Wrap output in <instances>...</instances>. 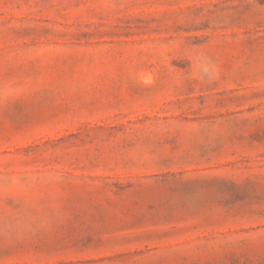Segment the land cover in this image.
Masks as SVG:
<instances>
[{
  "label": "rangeland",
  "instance_id": "1",
  "mask_svg": "<svg viewBox=\"0 0 264 264\" xmlns=\"http://www.w3.org/2000/svg\"><path fill=\"white\" fill-rule=\"evenodd\" d=\"M0 264H264V0H0Z\"/></svg>",
  "mask_w": 264,
  "mask_h": 264
}]
</instances>
